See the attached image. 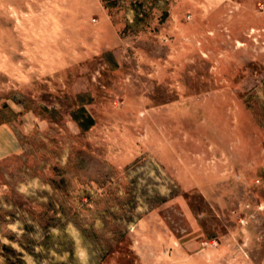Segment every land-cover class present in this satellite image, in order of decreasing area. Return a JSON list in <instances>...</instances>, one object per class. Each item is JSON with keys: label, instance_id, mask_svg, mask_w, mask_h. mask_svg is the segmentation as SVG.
I'll return each instance as SVG.
<instances>
[{"label": "rangeland", "instance_id": "1", "mask_svg": "<svg viewBox=\"0 0 264 264\" xmlns=\"http://www.w3.org/2000/svg\"><path fill=\"white\" fill-rule=\"evenodd\" d=\"M0 264H264V0H0Z\"/></svg>", "mask_w": 264, "mask_h": 264}]
</instances>
